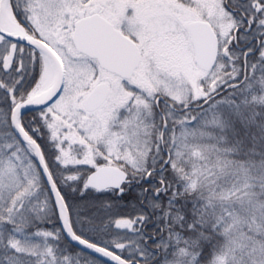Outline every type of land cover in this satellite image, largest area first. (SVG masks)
Returning <instances> with one entry per match:
<instances>
[{"label": "snow or ice", "instance_id": "6c2138e0", "mask_svg": "<svg viewBox=\"0 0 264 264\" xmlns=\"http://www.w3.org/2000/svg\"><path fill=\"white\" fill-rule=\"evenodd\" d=\"M0 264H264V0H0Z\"/></svg>", "mask_w": 264, "mask_h": 264}]
</instances>
